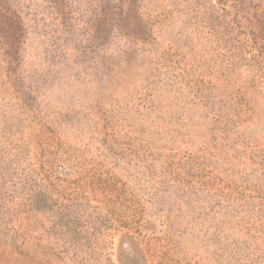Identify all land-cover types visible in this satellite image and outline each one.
Returning <instances> with one entry per match:
<instances>
[{"label":"rangeland","instance_id":"obj_1","mask_svg":"<svg viewBox=\"0 0 264 264\" xmlns=\"http://www.w3.org/2000/svg\"><path fill=\"white\" fill-rule=\"evenodd\" d=\"M134 1L0 0V264H264V0Z\"/></svg>","mask_w":264,"mask_h":264},{"label":"trees","instance_id":"obj_2","mask_svg":"<svg viewBox=\"0 0 264 264\" xmlns=\"http://www.w3.org/2000/svg\"><path fill=\"white\" fill-rule=\"evenodd\" d=\"M93 2L98 4L99 12H136L132 9V0H93ZM134 3L136 2L134 1ZM22 236V244H29V235L23 234Z\"/></svg>","mask_w":264,"mask_h":264}]
</instances>
